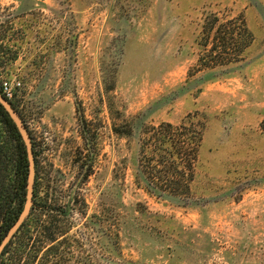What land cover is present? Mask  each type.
I'll return each instance as SVG.
<instances>
[{
  "label": "rangeland",
  "instance_id": "1",
  "mask_svg": "<svg viewBox=\"0 0 264 264\" xmlns=\"http://www.w3.org/2000/svg\"><path fill=\"white\" fill-rule=\"evenodd\" d=\"M241 18L242 58L199 67L203 23ZM4 81L45 211L2 264H264V0H0ZM187 117L203 136L182 206L134 186L138 134L113 129Z\"/></svg>",
  "mask_w": 264,
  "mask_h": 264
},
{
  "label": "trees",
  "instance_id": "2",
  "mask_svg": "<svg viewBox=\"0 0 264 264\" xmlns=\"http://www.w3.org/2000/svg\"><path fill=\"white\" fill-rule=\"evenodd\" d=\"M213 21L208 19L202 26L210 43L203 44V53L197 63L201 68H212L240 60L252 41L251 34L242 18L240 20L228 19L220 23ZM3 97L18 112L12 98L8 99L4 95ZM130 121L124 123L122 131L116 128L113 131L120 136L138 134L137 159L132 173L134 186L156 200H181L179 203L186 206L187 200L192 196V184L195 179V169L203 136V124L187 117L176 124L166 121L153 125L140 123L135 128L134 123ZM32 150L36 160L34 145H32ZM97 154L96 128H93V170ZM8 172L11 173V177L5 181L4 174ZM27 172L28 160L25 145L14 123L0 105V240L15 222L23 207ZM36 177L37 174L35 181ZM19 195L22 200L18 199ZM32 200L33 206L28 216L4 247L0 264L8 252L12 262L19 261L29 239L26 233L22 234V229L28 226L27 222L35 210L45 211L43 205L35 203V182ZM54 214L60 216L57 212ZM55 215L52 218L53 223L56 222ZM34 222L39 226L40 216L35 217ZM48 228L47 225H43L41 230L45 232Z\"/></svg>",
  "mask_w": 264,
  "mask_h": 264
},
{
  "label": "water",
  "instance_id": "3",
  "mask_svg": "<svg viewBox=\"0 0 264 264\" xmlns=\"http://www.w3.org/2000/svg\"><path fill=\"white\" fill-rule=\"evenodd\" d=\"M0 105L4 109V111L7 113L9 118L14 123L26 149L27 154V160H28V172H27V179H26V193H25V201L23 204V207L21 211L19 212L15 222L11 225V227L8 229L5 236L0 240V257L1 253L4 249V247L7 245V243L10 241V239L13 237L15 232L18 230V228L21 226V224L24 222L26 217L28 216L31 207L33 206V185L35 181V161H34V154L31 146V141L29 134L27 132L26 127L21 121L20 115L18 112L13 108L11 103L3 97V95L0 93Z\"/></svg>",
  "mask_w": 264,
  "mask_h": 264
},
{
  "label": "built area",
  "instance_id": "4",
  "mask_svg": "<svg viewBox=\"0 0 264 264\" xmlns=\"http://www.w3.org/2000/svg\"><path fill=\"white\" fill-rule=\"evenodd\" d=\"M0 90H1L2 95H4L6 98L8 99L12 98L11 86L8 85L6 81L2 83Z\"/></svg>",
  "mask_w": 264,
  "mask_h": 264
}]
</instances>
